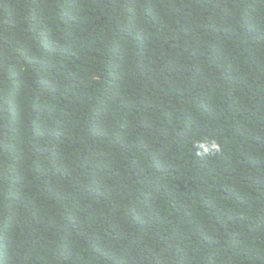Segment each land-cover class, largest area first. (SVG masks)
Listing matches in <instances>:
<instances>
[{
  "label": "trees",
  "instance_id": "obj_1",
  "mask_svg": "<svg viewBox=\"0 0 264 264\" xmlns=\"http://www.w3.org/2000/svg\"><path fill=\"white\" fill-rule=\"evenodd\" d=\"M0 264H264V0H0Z\"/></svg>",
  "mask_w": 264,
  "mask_h": 264
}]
</instances>
